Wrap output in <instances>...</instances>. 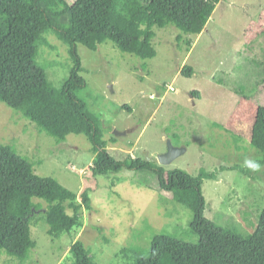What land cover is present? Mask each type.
Wrapping results in <instances>:
<instances>
[{
  "label": "rangeland",
  "instance_id": "374dc122",
  "mask_svg": "<svg viewBox=\"0 0 264 264\" xmlns=\"http://www.w3.org/2000/svg\"><path fill=\"white\" fill-rule=\"evenodd\" d=\"M153 30V58L122 52L110 40L96 50L77 44L86 82L77 96L98 121L115 158L128 154L155 160L171 146L178 152L165 169L193 176L200 169L215 172L200 185L204 216L240 236L250 235L264 207V171L244 167L245 158H261L249 137L256 108L264 106V85L256 93L254 89L264 79L258 66L264 60V0H220L199 35L187 36L172 24ZM186 38L192 41L189 50ZM49 42L59 45V51L39 42L37 51L39 47L51 61L47 72L58 86L71 62L54 35ZM184 65L192 67L190 77L182 75ZM114 131L126 133L116 136ZM0 143L27 158L35 174L50 176L76 193L90 189L91 203L90 210L79 209L81 226L55 239L35 212L29 224L35 241L29 260L21 263L1 253L0 264H71L69 248L76 240L88 248L93 264H110L119 247L129 242L144 246L156 232L198 240L189 231L190 210L171 194L158 192L153 174L123 170L116 179L92 175L95 155L83 134L56 142L0 101ZM33 201L46 206L43 200ZM66 211L72 214L71 208Z\"/></svg>",
  "mask_w": 264,
  "mask_h": 264
},
{
  "label": "trees",
  "instance_id": "16d2710c",
  "mask_svg": "<svg viewBox=\"0 0 264 264\" xmlns=\"http://www.w3.org/2000/svg\"><path fill=\"white\" fill-rule=\"evenodd\" d=\"M219 1L0 0V101L56 142L71 133L85 135L95 155L90 167L92 175H112L116 179L123 170L149 172L156 178L158 192L171 194L174 201L191 212L189 231L198 236L195 243L156 232L144 246L129 242L119 247L110 264H264V207L250 235L240 236L217 225L203 214L205 200L200 186L203 178H213L215 172L200 169L193 176L182 169H165L143 157L127 154L115 158L106 149L107 141L98 121L77 96L86 86L80 74L82 62L77 44L96 50L98 44L110 40L122 52L141 59L153 58L154 27L172 24L190 34L187 36L199 35ZM50 35L65 47L71 62L68 75L58 86L47 72L51 61L40 55L39 47L37 51V42L59 51V45L49 42ZM185 43L189 50L192 41L186 38ZM263 61L258 66H262L264 74ZM181 70L186 77L193 72L189 65ZM254 84H258L254 86L256 93L264 79ZM125 108L130 110L126 105ZM249 141L264 165L263 105L256 108ZM32 166L27 158L0 143V254L13 256L21 263L29 260L35 246L29 225L35 212H40L49 226L48 234L55 239L81 226V207L91 209L90 189L76 193L50 176L35 174ZM34 198L43 200L46 206L43 208ZM76 199L80 202L76 203ZM68 207L72 214L67 213ZM68 256L71 264H93V257L80 240L73 242Z\"/></svg>",
  "mask_w": 264,
  "mask_h": 264
},
{
  "label": "water",
  "instance_id": "95a60500",
  "mask_svg": "<svg viewBox=\"0 0 264 264\" xmlns=\"http://www.w3.org/2000/svg\"><path fill=\"white\" fill-rule=\"evenodd\" d=\"M125 133H126L125 131L124 132H117V131L113 132V134L116 136L124 135ZM177 152L178 151L176 149H173L171 146H169L165 153L158 155L157 159L155 160L151 159V161L156 162L161 165H167L173 159V157L177 154ZM145 159L147 161L150 160L148 158H145Z\"/></svg>",
  "mask_w": 264,
  "mask_h": 264
},
{
  "label": "clouds",
  "instance_id": "9594fccd",
  "mask_svg": "<svg viewBox=\"0 0 264 264\" xmlns=\"http://www.w3.org/2000/svg\"><path fill=\"white\" fill-rule=\"evenodd\" d=\"M244 167L251 170L252 172L264 171V165H262L258 159H253L251 157L245 158Z\"/></svg>",
  "mask_w": 264,
  "mask_h": 264
}]
</instances>
